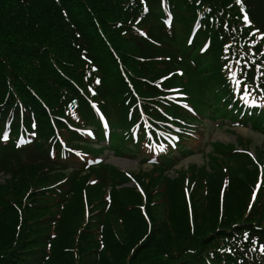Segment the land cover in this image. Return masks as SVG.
I'll return each instance as SVG.
<instances>
[{
	"label": "rangeland",
	"instance_id": "rangeland-1",
	"mask_svg": "<svg viewBox=\"0 0 264 264\" xmlns=\"http://www.w3.org/2000/svg\"><path fill=\"white\" fill-rule=\"evenodd\" d=\"M130 58L120 64L129 69L126 72L112 64L107 68L110 85L121 90L125 85L131 86L132 92L156 105L161 94L147 78L151 75L154 80H162L167 71L155 63L135 66L129 63ZM134 68L137 72L132 76L130 71ZM62 69L66 68H57L58 77L67 76ZM204 72L201 69L195 75L188 73L178 83L166 80V88L180 87L184 104L194 105L202 114L219 115L222 110L219 98L212 94ZM124 73L127 79L121 85ZM215 73L211 76L216 77ZM123 97L121 93L117 99ZM147 111L153 116V108ZM167 113L171 115L170 111ZM194 130V138L184 140L182 145H186L181 148L194 153L172 152L164 170L141 164L138 157L119 155L114 138L111 152L100 156L108 165L105 179L94 186L82 177L75 178L72 172L38 173L33 165H28L20 175L11 171L0 176V255L16 238L22 237L26 249L35 243L40 245L31 252L35 254L34 263L41 249L48 248L46 243L54 240L53 249L61 252L70 246L72 236L79 255L90 259L78 264H101V257L104 264H126L142 242L147 246L136 260L154 256L169 241L168 246L182 242L173 241L170 232L177 236L189 233L190 240L184 241L197 247L203 241L196 237L237 223L264 227V132L258 134L237 125L211 132L197 127ZM209 141L213 143L207 147ZM231 148L237 155L225 158L222 152ZM139 153L145 152L140 148ZM112 170L124 173L132 182L109 186L107 175ZM118 207L126 220L116 215ZM103 227L112 235L111 240H102L99 233ZM103 247L110 248L111 256H101ZM67 258H61L59 264H67Z\"/></svg>",
	"mask_w": 264,
	"mask_h": 264
},
{
	"label": "trees",
	"instance_id": "trees-1",
	"mask_svg": "<svg viewBox=\"0 0 264 264\" xmlns=\"http://www.w3.org/2000/svg\"><path fill=\"white\" fill-rule=\"evenodd\" d=\"M134 1L135 5H132ZM168 1L172 14L171 36L165 33L162 23L164 14L159 0H145L147 13L137 14L141 16L140 26L146 28L148 38L154 43L163 45L164 51H157L151 50L148 46L151 43L146 40L125 41L120 38V32L114 30L116 22H121L124 26L128 23L130 15L129 9H126L127 5L131 9L136 6L138 11L142 10L138 0H0V106H12L15 103L14 97H19L33 109L42 126L39 138L44 139L42 133L48 126V114H61L56 111L60 100V98L57 100L58 89L65 90L79 100L81 115L84 116L87 124L92 125V115L70 82L74 74V81L78 83L77 64L80 63L79 52L82 49L90 61L97 66L101 78L97 95L105 103L103 111L111 121L116 120L113 126L120 125L121 114L117 106L120 99H117V96L127 92V88L126 85L122 90L115 85L110 86L107 68L110 64L116 66V63L109 53V47H112L122 62L131 56L129 63H134L135 66L134 57L152 59L159 55H168L177 62V66L175 63H169L166 67L167 71L181 68L186 74L192 72L188 54L194 49L193 47L198 48L204 40V35L200 33L196 35L193 47H186L185 41L197 7L190 4V0ZM228 1L202 0L203 3H213L221 8H224ZM245 2L254 23L264 31V0H245ZM218 50L219 43L212 39L211 50L205 55V61L195 54L192 59L197 65H205V73L211 74L215 71L212 64L216 60ZM104 56H106L105 60H103ZM58 67L66 68L62 71L68 77L60 76L58 79L55 73ZM132 72L135 74L137 69H132ZM145 77L147 78L148 75ZM172 81L178 83L180 80L173 77ZM120 83L124 84L123 79ZM31 91H34L46 103L45 106L48 108V110L45 108L46 112ZM71 98L66 95L62 96L61 100H65L63 104H66ZM122 121L126 126V121L124 119ZM40 146L20 150H14L12 147L1 149L0 176L11 171L20 175L28 165H33L36 172L48 169L51 173H62L67 170L65 167L51 165L42 154ZM80 173L81 171H75V176ZM100 176L102 180L105 179V173ZM107 176L108 180H111L110 186L115 187L119 184L120 174L112 170ZM116 214L124 220L127 219L120 207L116 209ZM104 232L105 239L111 240L107 229ZM168 235L173 241L182 242L168 246L169 241L165 245L168 247L163 246L154 256L145 255L141 260H136L137 255L147 246L143 243L126 264H204L196 254V247L184 241L185 238L189 239V233L177 236L170 232ZM19 241L13 242L8 253L9 248L0 255V264H25L21 258V250L24 247ZM26 252L29 256L31 251ZM51 252L47 261L38 259L35 264H59L60 259L66 256L67 264H70L69 254H63L54 249ZM111 253L108 247H104L100 252L101 256H111ZM133 260L136 261L131 263ZM26 261L31 263L28 257ZM101 264H104L102 257Z\"/></svg>",
	"mask_w": 264,
	"mask_h": 264
},
{
	"label": "snow or ice",
	"instance_id": "snow-or-ice-1",
	"mask_svg": "<svg viewBox=\"0 0 264 264\" xmlns=\"http://www.w3.org/2000/svg\"><path fill=\"white\" fill-rule=\"evenodd\" d=\"M240 2V0H237V3H239ZM244 20H245V22L246 23H248V17L247 16H245L244 17ZM233 76H234V73H233ZM247 86L245 85V88H246ZM89 135H91V133H88ZM255 195V194H254Z\"/></svg>",
	"mask_w": 264,
	"mask_h": 264
}]
</instances>
